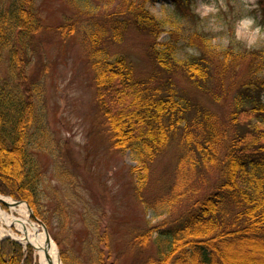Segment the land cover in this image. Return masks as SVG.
<instances>
[{"label": "trees", "instance_id": "trees-1", "mask_svg": "<svg viewBox=\"0 0 264 264\" xmlns=\"http://www.w3.org/2000/svg\"><path fill=\"white\" fill-rule=\"evenodd\" d=\"M110 1H104L109 12L100 20L91 17L92 23L84 27L79 18L44 25L35 0H0V193L26 200L51 228L37 155H53L58 142L46 118L48 67L38 60L44 33L64 40L83 28L81 43L93 74L96 112L103 119L109 149L136 155L130 170L139 185L138 198L150 165L170 144L178 148L173 184L149 204L174 218L133 237V263L238 264L237 250L247 247L258 254L248 263L264 264V55L258 50H216L201 37L196 53L178 59L173 36L157 41L163 24L146 0ZM129 21L150 37V54L168 75L164 80L136 77L129 61L111 56L106 42L119 40ZM213 58L220 76L230 65L249 62L223 114L180 95L172 78L180 72L193 86L207 90ZM65 182L78 185L75 178ZM86 214L82 250H60L63 264H119L110 258L107 229L99 224L102 214L90 220ZM0 264H32L30 247L0 239Z\"/></svg>", "mask_w": 264, "mask_h": 264}, {"label": "rangeland", "instance_id": "rangeland-1", "mask_svg": "<svg viewBox=\"0 0 264 264\" xmlns=\"http://www.w3.org/2000/svg\"><path fill=\"white\" fill-rule=\"evenodd\" d=\"M104 1L87 0L89 4L85 5L87 2L83 0H35V5L44 25L57 26L79 18L85 27L89 20L92 23L91 17L100 20L109 12ZM118 1L111 0L109 4ZM145 2L149 11L163 24V32L157 41L164 42L170 35L173 36L177 44L175 56L178 59L196 53L201 37L208 43L210 40L209 46L216 50H258L259 54L264 55V38L259 39L255 46L247 47L235 34L237 21L243 16L253 17L256 25L264 32V0ZM204 4L209 5V9H204ZM83 31V28H79L76 34L64 40L46 33L42 36L44 43L40 48L38 62L46 63L48 67L44 77L46 118L52 137L58 142V146L53 145V155H37L43 167L42 190L47 194L43 204L52 212L49 215V233L63 264L60 250L79 253L87 238L83 213H87L86 218L89 220L101 213L99 224L101 229H107L110 258L119 264H134L136 251L130 247L133 237L149 227L161 226L174 218L173 214L163 208H152L149 204L173 184L178 148L176 143L170 144L150 165L148 181L140 191L141 198H138L136 189L139 185L130 170L136 165V155L132 150L120 152L109 149L103 133V119L96 112L93 74L81 43ZM244 35L249 38L255 36L247 32ZM151 43L148 34L129 21L121 38L106 42V45L112 57L122 56L132 64L136 77H155L162 81L167 74L154 62L150 54ZM218 63L212 59L207 90L196 88L180 72L172 73V78L180 95L223 114L236 91L234 83L245 77L249 62L230 65L222 76L219 75ZM212 93L216 94L213 96ZM216 96L224 98L216 101ZM71 178H75L78 185L64 183ZM0 195L25 203L29 219L42 229L31 216L27 204L32 213L36 214L26 200L4 193ZM1 206L10 215H23L18 206L14 209L3 204ZM38 219L44 223L41 218ZM46 226L48 228V224ZM21 235L22 232L14 224L0 220V238L16 239L25 248L30 247L32 264H38L35 248L26 245L19 238ZM257 256L247 247H241L235 259L249 264L250 258Z\"/></svg>", "mask_w": 264, "mask_h": 264}, {"label": "bare ground", "instance_id": "bare-ground-1", "mask_svg": "<svg viewBox=\"0 0 264 264\" xmlns=\"http://www.w3.org/2000/svg\"><path fill=\"white\" fill-rule=\"evenodd\" d=\"M0 200L11 209L18 206L19 212L23 213L21 217L8 214L3 210L0 201V220L6 224H14L22 232L19 238L25 244L31 243L34 246L38 264H61L56 244L52 238L47 240L45 232L29 219L25 203L13 205V200L5 196H0Z\"/></svg>", "mask_w": 264, "mask_h": 264}, {"label": "clouds", "instance_id": "clouds-1", "mask_svg": "<svg viewBox=\"0 0 264 264\" xmlns=\"http://www.w3.org/2000/svg\"><path fill=\"white\" fill-rule=\"evenodd\" d=\"M204 9H209V5H202ZM199 11V9H197ZM243 30V31H241ZM255 34L254 38H249L244 35V33ZM237 39L242 40L247 47H253L257 44V41L264 38V32H262L260 26L256 25V22L251 16H243L237 21V27L235 30Z\"/></svg>", "mask_w": 264, "mask_h": 264}, {"label": "water", "instance_id": "water-1", "mask_svg": "<svg viewBox=\"0 0 264 264\" xmlns=\"http://www.w3.org/2000/svg\"><path fill=\"white\" fill-rule=\"evenodd\" d=\"M0 201L2 202L3 205L8 206L7 203H5L4 201H2V200H0ZM19 203H21V201L13 200V205H17V204H19ZM26 204H27V203H26ZM27 207H28V210L31 212V216H32L33 218L37 219V218L35 217V215L32 213V210L30 209V207H29L28 204H27ZM40 224H41V226H42V228H43V230H44V232H45L46 239H47V240H50V234H49V232H48V229H47L46 225H45L44 223H42V222H41Z\"/></svg>", "mask_w": 264, "mask_h": 264}]
</instances>
